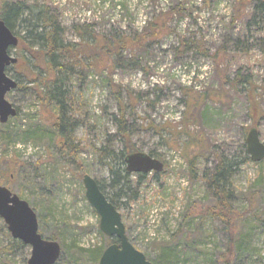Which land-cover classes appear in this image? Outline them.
I'll list each match as a JSON object with an SVG mask.
<instances>
[{
    "label": "rangeland",
    "instance_id": "obj_1",
    "mask_svg": "<svg viewBox=\"0 0 264 264\" xmlns=\"http://www.w3.org/2000/svg\"><path fill=\"white\" fill-rule=\"evenodd\" d=\"M13 1L29 8L12 32L26 44L42 10L63 43L78 44L83 34L141 39L139 47L110 56L98 70L78 68L77 76L63 77L75 123L71 138L80 149L73 159L59 156L45 129L25 135L28 126L50 116L30 85L6 96L19 112L0 132V157H15L24 166L19 164V177L0 186L34 207L44 236L55 234L61 251L55 264H97L91 253L114 244L99 231V217L86 202L84 175L114 198L128 241L151 264H226L229 233L217 219L201 216L211 197L187 169L193 160L199 176L220 157L236 166L230 264H264V160L244 161L243 148L252 128L264 144V10L257 7L264 0ZM120 117L135 152L163 164L155 178L147 174L139 184L132 174L125 195L119 193L126 180L115 120ZM6 231L0 224V250ZM25 254L0 255V264H21L30 250Z\"/></svg>",
    "mask_w": 264,
    "mask_h": 264
},
{
    "label": "trees",
    "instance_id": "obj_2",
    "mask_svg": "<svg viewBox=\"0 0 264 264\" xmlns=\"http://www.w3.org/2000/svg\"><path fill=\"white\" fill-rule=\"evenodd\" d=\"M258 2L257 7L263 11L264 2ZM25 9L27 8L21 1L0 0V20L4 22L11 32H14ZM38 15L39 17L37 16L35 23L32 25V31L28 32V36L32 40L31 43L26 44L23 38L18 39L17 47L9 50V53H16L17 63L6 68L5 72L7 75L11 74L10 77L16 81L17 87L14 90L15 92L25 89L22 87V83L30 85L29 87L34 93L36 103L41 107L43 112L50 114L48 118L45 117V121L39 119V126H28L24 131L25 135L35 136L41 133L42 129H45L50 133V143L52 142L51 144L59 149V156L69 160L75 158L79 154L80 149L78 145H74L71 138V131L75 128V123L69 118L68 96L65 93L66 80L63 77L67 76V79H70L77 76L78 72H76V69L78 68L89 69L92 67L98 70L100 66L109 61L110 56L116 55L123 50L139 47L141 39L130 40L129 38L117 36L107 39L83 34L80 36L78 44L63 43L58 36L57 24L48 18L46 10H42ZM157 25V23L149 25L151 32L155 31ZM84 60L88 62L86 65L83 64ZM16 112L18 115L19 110L16 109ZM115 120L118 124V135L121 137L123 144V150L119 154V159L120 161H124L127 154L133 153L136 150L130 145L129 135L123 118H115ZM7 128L6 125H0V132L4 133ZM1 141L4 142V137L2 136H0ZM243 148L246 150L245 144ZM149 156L154 157L152 155ZM249 159L245 152L244 161ZM19 164L15 157L9 160L0 157V185L7 186L10 179L19 177V171H21ZM20 166H24V164H20ZM194 166L193 160L187 161L189 177H197L204 184L211 197V204L202 210L201 216L203 218L217 219L226 228L229 233L230 247L225 254V260L226 264H230L234 255L232 250V230L235 222L232 209L233 196L231 186L236 166L233 161L220 157L217 159L212 171H204L199 176L196 174ZM110 172L114 177L113 183H119V180H117L120 178L117 177L118 173L114 169H110ZM123 174L126 180L122 181L123 185L119 193H124L125 195L128 190L130 192V182L128 179L132 174L127 173L126 169H123ZM135 175L138 177L136 184L142 183L146 178V175ZM156 175L154 173L153 177L155 178ZM96 183L107 200L118 210L119 207L114 198L106 196L102 184L98 181ZM134 196L132 195V199H134ZM20 198L22 197L20 196ZM32 208L35 210L34 207ZM41 221L42 217L39 215L38 230L41 233H39L40 236L46 240L57 241L54 233L44 236L42 229H40ZM0 224L3 228H6L1 219ZM5 236L7 244L1 248L0 255H4L6 258L20 254L23 256L24 253L28 255V250L30 249L27 246L18 240H13L7 231L5 232ZM112 243H116L115 240ZM102 252V248H97L91 253L90 257L94 261H98ZM161 254L162 259H171L172 255L169 252H161ZM174 256L176 257V255ZM21 264H27V256L21 259Z\"/></svg>",
    "mask_w": 264,
    "mask_h": 264
},
{
    "label": "water",
    "instance_id": "obj_3",
    "mask_svg": "<svg viewBox=\"0 0 264 264\" xmlns=\"http://www.w3.org/2000/svg\"><path fill=\"white\" fill-rule=\"evenodd\" d=\"M18 38L0 20V124H6L16 117V109L7 101L6 96L14 91L17 83L8 77L5 70L17 63L9 50L16 48ZM246 153L250 160L259 163L264 160V144L260 141L255 128L248 131L245 139ZM129 174L147 175L160 173L163 164L144 153L127 154L124 158ZM84 196L88 205L99 217V231L116 243L103 250L97 264H151L136 250L126 237L125 227L117 209L100 191L96 181L84 175L82 178ZM0 219L10 237L30 249L27 264H55L60 257V246L38 233V220L27 202L19 199L6 187L0 186Z\"/></svg>",
    "mask_w": 264,
    "mask_h": 264
}]
</instances>
